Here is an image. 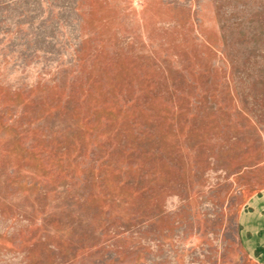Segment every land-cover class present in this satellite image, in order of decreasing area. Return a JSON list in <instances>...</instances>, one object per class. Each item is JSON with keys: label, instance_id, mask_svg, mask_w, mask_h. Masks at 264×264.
I'll use <instances>...</instances> for the list:
<instances>
[{"label": "rangeland", "instance_id": "374dc122", "mask_svg": "<svg viewBox=\"0 0 264 264\" xmlns=\"http://www.w3.org/2000/svg\"><path fill=\"white\" fill-rule=\"evenodd\" d=\"M264 0H0V264H257Z\"/></svg>", "mask_w": 264, "mask_h": 264}, {"label": "crops", "instance_id": "0c3cea01", "mask_svg": "<svg viewBox=\"0 0 264 264\" xmlns=\"http://www.w3.org/2000/svg\"><path fill=\"white\" fill-rule=\"evenodd\" d=\"M240 224L248 251L253 254L257 264H264V193L250 200L249 209L241 213Z\"/></svg>", "mask_w": 264, "mask_h": 264}]
</instances>
